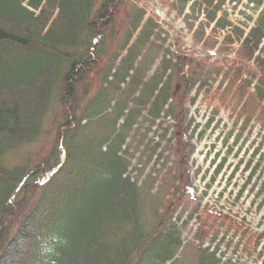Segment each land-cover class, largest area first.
<instances>
[{"label":"trees","instance_id":"16d2710c","mask_svg":"<svg viewBox=\"0 0 264 264\" xmlns=\"http://www.w3.org/2000/svg\"><path fill=\"white\" fill-rule=\"evenodd\" d=\"M23 1L0 0V264H166L183 244L184 227L173 216L174 202H163L181 188L174 191L172 183L153 192L152 174L141 184L133 180L129 147L124 149L147 106L150 116L160 117L177 88L180 69L168 49L151 42L156 16L137 0ZM191 1L186 17L205 10L209 22L216 21L222 2L165 3L185 14ZM125 7L129 15L120 21ZM225 20L214 29L225 27ZM231 32L241 42L240 57L251 59L264 38V8L248 35L239 26ZM260 76L257 98L264 95V60ZM180 85L183 97L190 87L184 80ZM130 103L134 107L126 113ZM167 115L175 117L174 103ZM49 131H57L60 144L46 174L26 160L12 163L11 157L24 158L25 148ZM38 179L33 205L12 236L6 226L20 205L18 196ZM44 246L54 252L43 254ZM189 248L171 264H184ZM217 249L194 248L195 264H238L223 261Z\"/></svg>","mask_w":264,"mask_h":264},{"label":"rangeland","instance_id":"374dc122","mask_svg":"<svg viewBox=\"0 0 264 264\" xmlns=\"http://www.w3.org/2000/svg\"><path fill=\"white\" fill-rule=\"evenodd\" d=\"M137 1L144 4L161 24L163 48L172 51L170 56L180 69L175 76V86H181L180 81L184 80L190 88L183 97L182 88L175 95V117L163 115L155 120L145 112L138 120L128 147L132 167L137 166L140 173L132 169L130 175L143 181L147 174H156L158 182L153 192L161 189L164 191L172 183L174 191L175 187L181 188L175 198L165 196L163 203L174 202L173 216L184 227V244L187 249L190 245L193 247L186 254L184 264H195L194 248L198 249L204 244H212L213 248L220 244V251L228 250L225 251L227 257L247 264H260L264 261V155L262 158L259 154L252 157L254 160L258 159L259 166L251 175H248V168L251 166L247 165L244 170L241 166L246 165L245 161L252 154V145L247 149L243 145L233 156V161L231 158L226 162L217 180H211L207 171L215 169L217 165L214 166V163L218 156L227 151L233 140L232 136H235V130L239 128L238 126L234 129L235 121L241 122L247 118L254 121L264 120V102L253 94L261 77L257 64L264 59V52L258 51L251 58L253 61L246 64L249 72L244 71L240 76L242 72L237 73L238 70H245V66H240L242 58L239 53L242 47L237 34L231 32V25L217 26L214 29L216 21L210 23L206 14H197V18L186 17L184 13L180 14L171 8L165 0ZM223 1V7L227 11L226 24L242 22L246 29L253 24L254 16L259 10L246 5V0ZM219 12L218 18L224 11L220 14ZM128 15L127 7L121 9L120 21L126 20ZM233 58H237L234 63ZM253 62L254 67H249ZM253 70L254 76L251 73ZM204 71L211 74L203 73ZM187 74L193 78L202 75L207 78H200L199 84L195 81L189 84ZM209 88L211 89L207 91ZM259 98L261 99L260 96ZM215 115L218 119L225 118L229 123L220 126L223 132L217 138H214L217 133L215 130L211 137L205 139L204 134L199 132L200 123L197 120L203 121L211 116L216 118ZM256 142L255 140L252 143ZM59 144L57 131L44 132L39 141H34L25 148L28 153L24 158L13 156L10 160L22 165L26 160L30 169L40 168L46 174L53 159L58 156ZM207 148L211 150L205 158ZM230 149L228 152H231ZM245 149L244 155L241 152ZM218 150L217 159L211 162V157ZM242 156H245V161L238 164ZM50 157L52 159L48 160ZM184 171L188 174V179L183 177ZM197 171L200 172L195 175ZM177 174L183 178L175 180ZM39 180L41 179L35 184L28 183V189L18 196L20 205L13 209L6 226V229L11 228L10 235H15L28 207L33 205L36 189H40L37 183ZM191 215L193 218H190ZM244 232H247V236ZM216 233L219 237L214 240ZM223 236L227 241H233L232 246L227 247L229 245L222 242Z\"/></svg>","mask_w":264,"mask_h":264},{"label":"clouds","instance_id":"9594fccd","mask_svg":"<svg viewBox=\"0 0 264 264\" xmlns=\"http://www.w3.org/2000/svg\"><path fill=\"white\" fill-rule=\"evenodd\" d=\"M56 237H52V241L55 242L56 241ZM54 252V247L53 246H44L42 247V253L43 254H52Z\"/></svg>","mask_w":264,"mask_h":264}]
</instances>
